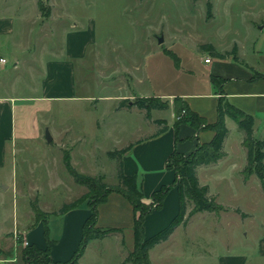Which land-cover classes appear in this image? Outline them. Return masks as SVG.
Wrapping results in <instances>:
<instances>
[{"label": "rangeland", "instance_id": "rangeland-1", "mask_svg": "<svg viewBox=\"0 0 264 264\" xmlns=\"http://www.w3.org/2000/svg\"><path fill=\"white\" fill-rule=\"evenodd\" d=\"M42 1L52 12L50 0ZM54 1L63 10L57 9L60 18L48 22L47 28L52 30L63 23L65 32L86 30L93 39L92 45L102 51L103 58L91 60L90 65L87 60L86 65L78 63L76 67L80 93L93 96L91 99L55 101L50 112L40 117L48 119L46 127L49 129L71 128L69 135L76 141L69 139L68 132L64 131L48 141L42 131L39 140L18 139L15 148L10 143L7 156L13 163L0 170V179L14 174L19 190L14 192L12 184L1 190L9 181L0 183V235L3 237L0 242H12L17 233L16 243L6 249L14 252L15 245H26L23 231H28L37 243L46 245L43 221L36 220V205L44 218L49 217L52 254L64 261L72 256L82 237L83 223L76 224V212L90 209L83 204L62 211L65 203L80 196L83 190L87 191L86 186L77 183L66 169L64 151L71 153L78 170L90 174L92 165L100 166L106 172V182H118V177L112 175L115 161L107 154L108 149L122 140L123 144L129 140L133 142L136 131L147 129L143 110L139 107L113 112V106L121 100L119 96L134 99L136 94L208 90L207 71L201 57H213L202 46L205 43H212L222 52L239 45L246 57L264 68V0ZM209 3L212 6L210 16ZM17 21L20 33L21 22ZM160 36H163L161 43ZM46 37H33L35 49L41 51L39 43L44 40L42 47L61 41V37ZM168 51L179 56L178 64ZM6 54V70L0 74L4 82L2 91L36 93L41 76L29 65L15 70L11 55ZM104 56L113 59V66L108 58L109 67L106 66ZM153 113L156 117L171 118L169 108L154 109ZM98 121L99 127L96 126ZM115 123L126 125L128 131L120 133L121 137L110 134L108 127ZM231 135L233 141L236 140L234 129ZM254 135L264 137V120L255 123ZM228 147L234 159L240 161L242 150L236 141ZM215 173L200 171V177L210 182L211 190L218 193L216 200L225 209L193 214L186 224L178 225L168 239L150 249V264H264L259 246L264 238V189L258 175L251 174L245 182L244 174L232 169L224 176ZM138 175L143 179L144 172L140 170ZM163 206L164 203L154 209ZM190 208L188 204V210ZM72 212L74 217L68 220ZM159 224L158 221L151 224L146 231L148 237L163 227L158 228ZM6 233H10L9 236H5ZM133 244V229L123 226L122 232L91 240L78 264H124Z\"/></svg>", "mask_w": 264, "mask_h": 264}, {"label": "crops", "instance_id": "crops-1", "mask_svg": "<svg viewBox=\"0 0 264 264\" xmlns=\"http://www.w3.org/2000/svg\"><path fill=\"white\" fill-rule=\"evenodd\" d=\"M50 4L52 6V12L48 18H45L42 16L39 0H0V56L8 59L6 53H9L11 55L10 58L13 59V67L15 70H19L23 65H29L30 69H32L35 74L41 76L40 87L38 90H35L36 93H12L9 90L2 91L4 82L0 76V170L11 167L13 163V161H9L7 156L9 153L8 149L10 150L11 147L10 143L15 148L17 145L14 143H16L18 139H41L42 131L44 134L45 130L48 128L46 127L48 125V119L41 120L40 117L42 114L46 115L50 112L55 101L86 100V98L91 99L93 97L80 93L81 91L78 88L76 79V67L78 63L86 65L87 60L90 65L91 60L95 61L98 57L102 59L103 57L100 54L102 51L96 49V47L92 45L93 39L90 34H87L86 30L79 31L73 29L65 32L63 23L49 30L46 24L50 21H58L60 15L57 9L58 11L59 9L63 10L62 7L56 6L53 0H50ZM17 20L21 22L20 33L17 31ZM38 35L40 38H42L43 35L45 37L51 35V39H53L54 36L61 37V41L59 42V40H57V44H53L52 46L46 44L45 47H42L41 43L44 42V40L39 43L41 51H38L35 49L36 47L33 46V37L37 36L38 38ZM39 40L40 39H38V41ZM237 52L240 61H236L232 59V57L218 58L212 56L211 62L207 63L205 62V57L202 55L201 60H203L205 64L204 67L207 71L205 78L208 84V90H182L176 93L171 92L160 95L136 94V96H159L169 103L168 108L171 110V118L168 120L166 118L156 117L153 113L154 109L151 111V117H148L146 110L140 108L144 111L141 112L143 120L147 124V129L144 127L135 132L136 136L134 135V139L132 138L133 142H129L130 140L127 142L128 144L133 143V146L123 156V167L127 174H138L140 170L144 172L142 180L146 201H149L152 193L163 184L173 182L175 171L173 169L164 170V168H167V158L173 150L176 149L182 153L188 154L195 149L198 142L210 141L215 133L212 129L198 130L188 123H182L176 137L174 97H180V101L187 104L193 111L204 116L209 122L216 121L220 90L218 85L211 79V77L215 75L225 79L223 91L226 98L232 104L245 112L253 114L255 123L258 122V120H264V77H256L254 74L255 71L264 73V68L252 62L251 58L246 57V55L242 53V49L239 45H237ZM97 53H99V55H97ZM107 58L110 59V66H113V59L104 56L106 66L109 67ZM5 66L6 63L0 65V74L6 70ZM85 83L87 84L86 87H88V81ZM126 97L128 96H119V100L120 98ZM133 107L118 108V103H115L113 112L123 111V109L132 110ZM156 120L166 121L168 126L167 130L160 132L162 124ZM226 123L229 132L224 141L225 156L216 162L200 165L198 167L200 183L208 185L210 193L215 196H217L218 193L211 190L210 182L202 180L200 171L209 170L223 176L230 172L231 169L232 171L243 173L242 171L247 163V148L243 142L245 131L230 115L226 116ZM96 126H101V123L98 121ZM108 128V131L111 132L110 134L117 137H121L120 133L123 135L128 131L126 125L118 123L110 124ZM232 129L237 132L236 140L234 141H236L242 150V158L240 161L234 159V155L229 151L228 146L234 142L231 135ZM49 131L55 139L57 137L56 133L59 134L64 131L68 132L69 135L72 129L58 127L56 131L54 129H49ZM69 139L76 141L74 136H70ZM123 143V140L120 141L114 148H122L128 145L127 143ZM75 144L76 143H74V146ZM232 164L233 166H231ZM92 167L93 172L90 174H103L106 177V172L103 168L100 166L97 167L96 165H92ZM116 174L117 169L115 161L112 175L116 176ZM6 180L9 181L7 185L4 184ZM244 180L248 182L249 178H244ZM2 182L4 188L1 190L8 189L10 184H12L14 192L18 193L17 177L14 176V174L12 176L9 174L5 178H1L0 183ZM84 192L85 190H83L81 194ZM163 203L164 206L161 209H154L152 213L146 215L144 221L145 234L154 221L160 223L158 228L164 227L168 221L170 222L177 215L179 212V192L177 187L170 189ZM90 209L76 212L77 225H79V223L84 224L86 218L91 214ZM98 209V225L104 227H133V206L121 193L115 191L111 192L108 199L99 204ZM73 213L74 212L68 214V220L74 217L71 216ZM51 216L52 214L50 217ZM83 220L84 222H82ZM23 232L28 243H34L39 247L46 246L42 242L37 243L35 239L30 236V232ZM8 234L10 233L4 235L9 236ZM1 237L0 235V238ZM146 237H148L147 234ZM15 243V238L12 242H0V264H25L22 257L24 245H15L14 252L12 253L9 252V250L8 252L6 251L7 248L12 247ZM259 246L261 253L264 255V238L260 240ZM52 257L54 258L53 254Z\"/></svg>", "mask_w": 264, "mask_h": 264}, {"label": "trees", "instance_id": "trees-1", "mask_svg": "<svg viewBox=\"0 0 264 264\" xmlns=\"http://www.w3.org/2000/svg\"><path fill=\"white\" fill-rule=\"evenodd\" d=\"M40 9L44 17H49L51 8L46 7L42 0H39ZM211 3L208 4V15H211ZM209 50L210 55L218 58H228L240 61L237 46L231 50L219 51L212 43L202 45ZM168 54L178 64L180 59L175 52L168 51ZM256 77H264V73L255 71ZM211 79L218 85L220 96L217 104V119L209 122L204 116L190 109V107L180 101V97H174L175 101V130L176 137L182 123H188L198 130L212 129L214 136L210 141L198 142L195 149L188 154L178 150H173L167 158L166 167L175 171V178L172 183L163 184L155 190L149 201L145 200L143 180L137 173L127 174L123 167V156L128 152L133 143L122 148H114L107 151L116 161L118 182L110 184L106 182L103 174L92 175L78 170L73 162L69 151H64L63 162L73 179L84 186L87 191L75 198L73 201L65 203L62 211L87 204L91 208V214L86 218L82 227V237L72 256L64 261L56 260L52 257V241L48 219L44 218L41 209L34 205L36 220L43 221L44 236L46 246L39 247L34 243L26 244L22 249V257L25 264H78L79 259L84 254L87 245L93 239L104 238L114 232H122V227L100 226L98 225L100 203L105 202L111 192L121 193L132 204L134 209L133 237L134 244L132 250L124 259L123 263L131 264H150V249L157 243L166 240L174 232L176 227L182 223L186 224L189 218L200 211H221L225 207L216 200V196L210 193L208 185L201 184L198 177V167L218 161L225 156L224 141L229 129L226 123V116L234 118L239 126L245 131L244 145L247 148V163L243 169L244 178L247 179L251 174L256 173L264 189V137L257 138L254 135L255 117L232 104L225 96L223 91L224 78L213 75ZM144 108L148 117H151L153 109H165L169 103L159 96H136L134 99L122 98L118 102V108L133 107ZM185 111V112H183ZM162 127L160 132L167 130L168 126L164 120H156ZM177 187L179 192V212L162 229L150 237H146L144 221L154 208L163 205L167 193L172 187ZM188 204L191 208L188 210ZM124 242V238H123ZM1 252V248H0ZM12 253V251H11Z\"/></svg>", "mask_w": 264, "mask_h": 264}, {"label": "built area", "instance_id": "built-area-1", "mask_svg": "<svg viewBox=\"0 0 264 264\" xmlns=\"http://www.w3.org/2000/svg\"><path fill=\"white\" fill-rule=\"evenodd\" d=\"M7 62H8L7 58H5V57H3V56H0V63H1V64H5V63H7ZM205 62H207V63L211 62V58H210V57H206V58H205ZM183 112H185V111H183ZM17 237H18V235H17V233H16V234H15V239H17ZM24 243H25V244H28V241L25 240Z\"/></svg>", "mask_w": 264, "mask_h": 264}, {"label": "water", "instance_id": "water-1", "mask_svg": "<svg viewBox=\"0 0 264 264\" xmlns=\"http://www.w3.org/2000/svg\"><path fill=\"white\" fill-rule=\"evenodd\" d=\"M158 41L161 43L163 41V36H160ZM45 137L48 141H51L53 138L48 128L46 129Z\"/></svg>", "mask_w": 264, "mask_h": 264}]
</instances>
